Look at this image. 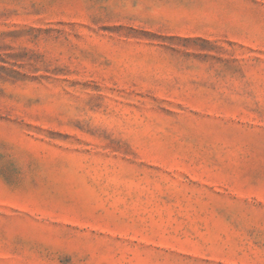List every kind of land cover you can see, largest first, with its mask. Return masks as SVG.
Returning <instances> with one entry per match:
<instances>
[{
    "label": "rangeland",
    "instance_id": "374dc122",
    "mask_svg": "<svg viewBox=\"0 0 264 264\" xmlns=\"http://www.w3.org/2000/svg\"><path fill=\"white\" fill-rule=\"evenodd\" d=\"M0 264H264V0H0Z\"/></svg>",
    "mask_w": 264,
    "mask_h": 264
}]
</instances>
